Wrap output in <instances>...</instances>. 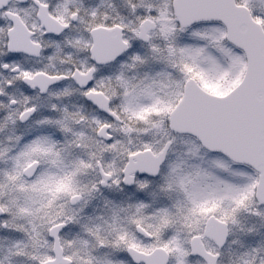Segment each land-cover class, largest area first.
<instances>
[{
	"label": "snow or ice",
	"instance_id": "snow-or-ice-1",
	"mask_svg": "<svg viewBox=\"0 0 264 264\" xmlns=\"http://www.w3.org/2000/svg\"><path fill=\"white\" fill-rule=\"evenodd\" d=\"M0 264H264V0H0Z\"/></svg>",
	"mask_w": 264,
	"mask_h": 264
}]
</instances>
